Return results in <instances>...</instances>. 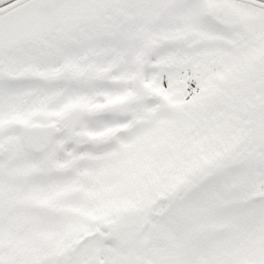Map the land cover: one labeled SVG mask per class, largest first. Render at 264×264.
<instances>
[{"label":"snow or ice","instance_id":"1","mask_svg":"<svg viewBox=\"0 0 264 264\" xmlns=\"http://www.w3.org/2000/svg\"><path fill=\"white\" fill-rule=\"evenodd\" d=\"M0 264H264V0H0Z\"/></svg>","mask_w":264,"mask_h":264}]
</instances>
